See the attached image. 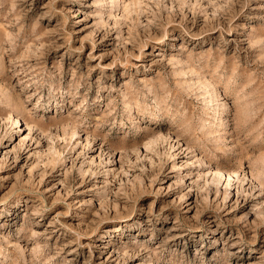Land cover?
<instances>
[{
    "label": "rangeland",
    "instance_id": "374dc122",
    "mask_svg": "<svg viewBox=\"0 0 264 264\" xmlns=\"http://www.w3.org/2000/svg\"><path fill=\"white\" fill-rule=\"evenodd\" d=\"M0 264H264V0H0Z\"/></svg>",
    "mask_w": 264,
    "mask_h": 264
},
{
    "label": "bare ground",
    "instance_id": "6f19581e",
    "mask_svg": "<svg viewBox=\"0 0 264 264\" xmlns=\"http://www.w3.org/2000/svg\"><path fill=\"white\" fill-rule=\"evenodd\" d=\"M122 228V227H121Z\"/></svg>",
    "mask_w": 264,
    "mask_h": 264
}]
</instances>
